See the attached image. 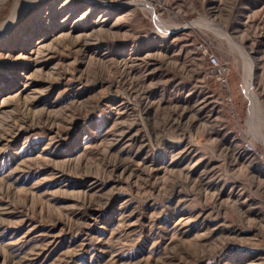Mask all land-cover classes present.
I'll return each mask as SVG.
<instances>
[{
    "label": "rangeland",
    "instance_id": "obj_1",
    "mask_svg": "<svg viewBox=\"0 0 264 264\" xmlns=\"http://www.w3.org/2000/svg\"><path fill=\"white\" fill-rule=\"evenodd\" d=\"M0 264H264V0H0Z\"/></svg>",
    "mask_w": 264,
    "mask_h": 264
},
{
    "label": "built area",
    "instance_id": "obj_2",
    "mask_svg": "<svg viewBox=\"0 0 264 264\" xmlns=\"http://www.w3.org/2000/svg\"><path fill=\"white\" fill-rule=\"evenodd\" d=\"M209 62L212 64L213 68L220 72L221 74H224L225 67L218 61L217 57L215 55L209 56ZM249 150H252L251 146H247Z\"/></svg>",
    "mask_w": 264,
    "mask_h": 264
},
{
    "label": "bare ground",
    "instance_id": "obj_3",
    "mask_svg": "<svg viewBox=\"0 0 264 264\" xmlns=\"http://www.w3.org/2000/svg\"><path fill=\"white\" fill-rule=\"evenodd\" d=\"M135 4H136V3H135ZM15 9H16V8H15ZM10 23H12V22H9V24H10ZM10 26H11V25H10ZM8 27H9V25H8ZM42 46H43V45H42ZM7 125H8V124H7ZM247 151H248V150H247ZM248 152H249V151H248Z\"/></svg>",
    "mask_w": 264,
    "mask_h": 264
}]
</instances>
